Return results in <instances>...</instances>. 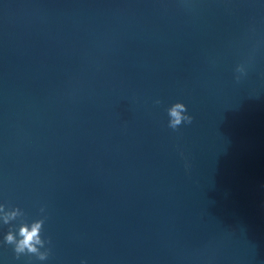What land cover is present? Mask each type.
<instances>
[{"label":"water","instance_id":"water-1","mask_svg":"<svg viewBox=\"0 0 264 264\" xmlns=\"http://www.w3.org/2000/svg\"><path fill=\"white\" fill-rule=\"evenodd\" d=\"M82 262L264 264V0H0V264Z\"/></svg>","mask_w":264,"mask_h":264},{"label":"clouds","instance_id":"clouds-1","mask_svg":"<svg viewBox=\"0 0 264 264\" xmlns=\"http://www.w3.org/2000/svg\"><path fill=\"white\" fill-rule=\"evenodd\" d=\"M237 71L243 74L245 70L238 66ZM239 79V77H237ZM156 103H159V101H156ZM181 111H185L187 113V108L185 104L183 103H175L173 107L168 109V115L170 117L168 126L172 128L173 130H176L178 126H180L182 123L191 124L193 117L191 115H181ZM42 213L45 211L44 208H41L40 210ZM44 221H38L31 225L29 228V225L27 222H25L23 225H21L17 231V236L21 237L22 239L19 240L18 243L14 240L13 235L9 234L5 238V243L11 245L13 243H16V246L14 247V252L19 258L21 256V253H24L25 248H28L30 251H35V249L32 248L33 242H40V237L38 236V232L40 230V226ZM50 242V241H49ZM48 254H45L44 256H41L40 259H47ZM84 264V262H82Z\"/></svg>","mask_w":264,"mask_h":264}]
</instances>
